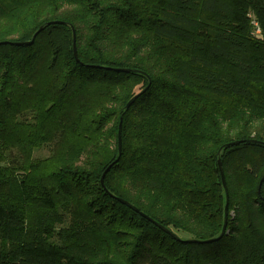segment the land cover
<instances>
[{
    "label": "trees",
    "instance_id": "16d2710c",
    "mask_svg": "<svg viewBox=\"0 0 264 264\" xmlns=\"http://www.w3.org/2000/svg\"><path fill=\"white\" fill-rule=\"evenodd\" d=\"M5 42L0 264H264V0H0Z\"/></svg>",
    "mask_w": 264,
    "mask_h": 264
},
{
    "label": "water",
    "instance_id": "95a60500",
    "mask_svg": "<svg viewBox=\"0 0 264 264\" xmlns=\"http://www.w3.org/2000/svg\"><path fill=\"white\" fill-rule=\"evenodd\" d=\"M43 30V28H40L39 31ZM34 42V38L30 41V42H26V43H21V44H17V45H23V44H26V45H31L32 43ZM8 42H5V43H0V44H7ZM73 52H74V57L77 61H79V58H78V52H77V47H76V41L74 39V43H73ZM135 100V98H133L130 103H128L127 105V108L130 107L131 103H133ZM119 129L121 131V123H120V126H119ZM120 131H119V145L121 144V137H120ZM262 145H264V143H261ZM219 167H220V171H221V176H222V181H223V184H224V187L226 188V182H225V178H224V173H223V170H222V167H221V164L219 163ZM108 171V169H107ZM107 171H105V173L103 174L102 176V183L104 182V177L107 173ZM264 181V178L262 179L261 183H260V186H259V191H260V188H261V185ZM227 220H228V213H227V207H226V211H225V223H224V226L222 228V232H221V235L216 238V239H212V240H207V241H204V242H200V243H213V242H217L219 241L222 236L225 234V231H226V227H227Z\"/></svg>",
    "mask_w": 264,
    "mask_h": 264
},
{
    "label": "rangeland",
    "instance_id": "374dc122",
    "mask_svg": "<svg viewBox=\"0 0 264 264\" xmlns=\"http://www.w3.org/2000/svg\"><path fill=\"white\" fill-rule=\"evenodd\" d=\"M47 153H48V151H47V150L40 151V152L36 153V156L43 157V156H46V155H47ZM260 183H261V182H260Z\"/></svg>",
    "mask_w": 264,
    "mask_h": 264
}]
</instances>
